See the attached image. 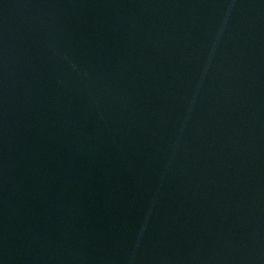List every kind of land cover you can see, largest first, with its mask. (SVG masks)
Returning a JSON list of instances; mask_svg holds the SVG:
<instances>
[{
  "label": "water",
  "instance_id": "obj_1",
  "mask_svg": "<svg viewBox=\"0 0 264 264\" xmlns=\"http://www.w3.org/2000/svg\"><path fill=\"white\" fill-rule=\"evenodd\" d=\"M0 264H264V0H0Z\"/></svg>",
  "mask_w": 264,
  "mask_h": 264
}]
</instances>
